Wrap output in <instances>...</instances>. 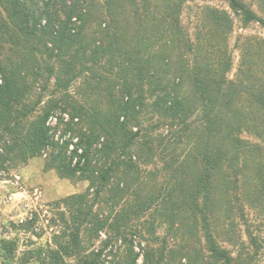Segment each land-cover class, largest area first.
Here are the masks:
<instances>
[{
  "label": "trees",
  "instance_id": "1",
  "mask_svg": "<svg viewBox=\"0 0 264 264\" xmlns=\"http://www.w3.org/2000/svg\"><path fill=\"white\" fill-rule=\"evenodd\" d=\"M209 1L0 0V173L45 156L89 181L53 203L42 264H254L222 242L242 200L264 209V38L232 77L235 19ZM227 2L264 23V0Z\"/></svg>",
  "mask_w": 264,
  "mask_h": 264
},
{
  "label": "rangeland",
  "instance_id": "2",
  "mask_svg": "<svg viewBox=\"0 0 264 264\" xmlns=\"http://www.w3.org/2000/svg\"><path fill=\"white\" fill-rule=\"evenodd\" d=\"M197 3L200 2L193 1L190 4L195 7ZM208 3L228 9L234 16V30L229 38L233 51V68L230 75L233 77L237 73L241 59L238 39L245 35L264 38V23L253 22L245 25L241 18L234 14L227 0H211ZM254 9L264 16V12L257 5H254ZM188 18L193 20L194 11L187 8L185 20L188 21ZM53 87L50 88L51 92ZM72 90L74 91V88ZM68 119L67 116L66 120ZM59 128L62 131L63 125ZM88 186V180L62 177L56 169H46L45 156L34 157L25 166L0 173V257L9 260L3 244L5 241H15L17 250L13 259L14 264H42L38 261V256H32L31 252L38 248L47 249L51 245L54 246L53 236L60 226L54 225L59 224L58 221L54 224L52 221V218L56 220L58 218V211L53 203L70 194L84 192ZM242 204L243 212L235 218L240 234L239 245L222 243L235 253L244 244L246 250L256 253L254 264H264V209L252 207L245 200H242ZM36 214H38L36 226L25 229L21 224ZM253 238L257 240L258 245L254 243ZM139 242L137 239L136 244ZM136 250H140V246ZM122 251H125L123 246ZM66 260L65 264H79L73 258ZM139 263L143 264L142 256Z\"/></svg>",
  "mask_w": 264,
  "mask_h": 264
},
{
  "label": "water",
  "instance_id": "3",
  "mask_svg": "<svg viewBox=\"0 0 264 264\" xmlns=\"http://www.w3.org/2000/svg\"><path fill=\"white\" fill-rule=\"evenodd\" d=\"M0 264H9V263L6 262L4 259H2V258L0 257Z\"/></svg>",
  "mask_w": 264,
  "mask_h": 264
}]
</instances>
